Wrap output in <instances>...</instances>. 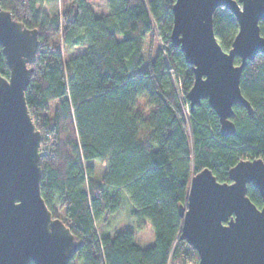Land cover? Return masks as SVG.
I'll list each match as a JSON object with an SVG mask.
<instances>
[{
	"label": "trees",
	"instance_id": "16d2710c",
	"mask_svg": "<svg viewBox=\"0 0 264 264\" xmlns=\"http://www.w3.org/2000/svg\"><path fill=\"white\" fill-rule=\"evenodd\" d=\"M54 1L0 3L26 27L39 30L25 95L42 133V196L54 216L62 218L63 211L64 222L83 240L74 259L82 264H197V250L180 239L179 206L187 203L192 175L205 167L230 182L229 170L241 159L264 160V54L247 62L240 80L253 116L236 105V131L223 136L206 99L193 109L188 103L185 113L179 98L174 77L188 93L194 72L183 50L171 42L175 0H107L109 11L102 15L86 0H73L61 15L41 12L42 3ZM155 27L163 46L146 60V38ZM260 28L264 36V19ZM238 29L231 10L216 8L214 30L223 49L231 48ZM59 36L67 48L88 47L65 59ZM0 74L10 75L1 45ZM95 160L108 165L100 178L90 164ZM125 193L137 228L151 224L154 244L149 247L141 246L130 229L114 236L97 230V221L119 210ZM247 194L262 205L255 186L248 184Z\"/></svg>",
	"mask_w": 264,
	"mask_h": 264
},
{
	"label": "water",
	"instance_id": "95a60500",
	"mask_svg": "<svg viewBox=\"0 0 264 264\" xmlns=\"http://www.w3.org/2000/svg\"><path fill=\"white\" fill-rule=\"evenodd\" d=\"M231 10L239 29L229 50L214 30L218 7ZM171 42L192 65L187 93L191 109L206 99L219 117L220 132L236 131V105L253 116L240 80L247 62L264 54V0H175ZM0 45L10 69L0 74V264H70L83 245L41 193L42 133L31 116L26 90L39 47V30L15 19L0 3ZM239 57L241 62L235 63ZM230 182L205 167L190 180L180 239L199 254L198 264H264V160L241 159ZM255 186L262 205L247 194Z\"/></svg>",
	"mask_w": 264,
	"mask_h": 264
},
{
	"label": "rangeland",
	"instance_id": "374dc122",
	"mask_svg": "<svg viewBox=\"0 0 264 264\" xmlns=\"http://www.w3.org/2000/svg\"><path fill=\"white\" fill-rule=\"evenodd\" d=\"M72 1L73 0H57L54 2H44L39 7L41 12L48 16H51L54 13H58L59 15H61ZM86 1L89 7L93 10V12L96 15L106 14L109 11L107 0H86ZM145 1L148 2L149 0H145ZM57 40L63 50V56L65 59L83 53L84 51H86L88 47L85 44V45L75 46L72 48H67L62 42V36H59ZM162 44H163V40L161 37V30L155 27L153 32L148 34L146 38L145 50H144L146 60L154 57L157 53H159V51L162 49L163 46ZM174 82L179 94V98L185 109V113H187L189 100L186 96L187 93H185L184 91L185 88L181 85V82L175 77H174ZM142 102L144 103L145 101L142 100ZM53 104L56 105L57 101H55ZM90 164L93 165L95 170V177L98 178H100L108 169V165L100 160L91 161ZM59 214L63 219L64 213L62 210H60ZM96 226L99 234L109 235V236H114L119 232L130 229L134 231L136 241L141 246L149 247L154 244V231L149 222H146L142 229L137 228L136 221L133 215V205L130 201L129 195L126 193L123 195L122 203L119 210H117L113 214L107 215L105 219L101 221H97ZM190 246L192 245L190 244ZM171 262L170 264H174ZM70 263L82 264L76 258L75 259L73 258ZM198 263H199V258L197 260V264ZM181 264H196V263L189 260L187 263H181Z\"/></svg>",
	"mask_w": 264,
	"mask_h": 264
}]
</instances>
